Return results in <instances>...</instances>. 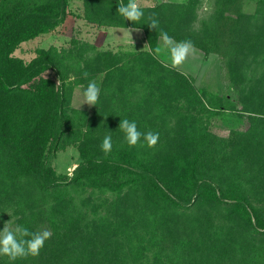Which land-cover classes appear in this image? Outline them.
Here are the masks:
<instances>
[{
	"label": "trees",
	"instance_id": "obj_1",
	"mask_svg": "<svg viewBox=\"0 0 264 264\" xmlns=\"http://www.w3.org/2000/svg\"><path fill=\"white\" fill-rule=\"evenodd\" d=\"M199 1L142 7L144 17L133 24L116 10L88 0L82 15L86 20L143 29L149 49L88 53L93 47L84 51L77 46L56 54L52 48H40L25 61L15 51L59 26L69 0H0V201L11 202L19 226L52 233L38 256L8 264H257L259 244L253 252L247 243L242 248L237 232L264 234V216L243 191L230 185L224 189L216 180L228 174L235 155L237 168L256 167L253 154L264 149L262 12L245 14L242 0H219L218 9L213 7L198 28L192 22ZM153 15L159 21L155 30L147 25ZM161 30L179 42L191 40L206 54L221 52L230 59L234 86L251 119L250 129L235 131L225 145V139L219 145L209 134L197 141L180 193L178 179L161 177L158 165L175 141L167 138L171 125H177L170 119L179 118L173 102L187 97L191 103H205L188 75L154 54ZM50 69L57 79L45 75ZM101 72L104 83L95 109L71 108L64 92L70 74L84 82ZM208 94L209 105L218 107L221 98ZM125 118L135 121L141 132L159 133L157 145L130 148L118 128ZM82 126L89 127V142L79 145L82 161L72 176L58 173L48 164L47 152L67 147ZM106 135L112 137V151L96 153L92 138L102 141ZM90 146L94 153H86ZM160 148V160L152 162L155 156L145 152ZM164 180H169L166 187ZM195 200L203 207L198 204L199 209L188 213ZM214 208L219 211L212 214Z\"/></svg>",
	"mask_w": 264,
	"mask_h": 264
},
{
	"label": "rangeland",
	"instance_id": "obj_2",
	"mask_svg": "<svg viewBox=\"0 0 264 264\" xmlns=\"http://www.w3.org/2000/svg\"><path fill=\"white\" fill-rule=\"evenodd\" d=\"M168 1L185 2L187 0H138L141 7L155 6ZM87 2L88 0H69L65 20L51 32L22 43L15 51V54L22 57L25 61H30L37 55V50L40 48H52L56 54L63 53L64 49L69 50L77 46H81L84 51L89 47H93L94 50H88V53H93V51H110L113 54H120L121 52H135L149 49L145 32L142 29L132 31V42L127 34V30H113L108 28L107 25H99L86 20L82 15L86 9ZM92 2L117 11L118 0H92ZM218 2L219 0H200L196 10L198 16L192 24L201 28L203 22H206L207 20L205 16L209 15V11H211L213 7L216 10L218 9L220 5ZM241 10L245 12V14H256L258 10H261L262 19L260 22L258 21V24L260 27L264 24V0H242ZM128 28L135 29L134 27ZM175 41L179 42L177 40ZM158 46L161 47L162 50L159 53L154 51L156 57L164 63L171 65L169 50L163 46L160 36L157 42V47ZM174 68L188 75L192 80L193 86L198 90L201 99L205 103L204 106L199 102L191 103L187 97L174 99L173 102L177 105V113H179L180 118L178 119L180 121H178V119H170V123L172 122L174 124L175 122L177 125H171L172 128L171 130H168L167 138L175 141L174 144L170 146L172 147L171 151H165L166 155L161 156L162 161L159 162L158 165L159 170L161 171V177L165 176L166 178L167 174H169L178 179L177 183L179 186L177 190H179L180 193L185 190L182 189L184 183L182 175L186 172V166L190 157L198 149L197 141L203 138L204 135L209 134L214 137L211 140L219 145L222 144V141L220 140L225 139L223 144L225 145L227 143L226 139H232L235 131L244 132L250 129L251 119L250 114L243 111L244 106L239 100V87L234 86L233 65L230 59L224 56L221 52L206 54L202 49L194 46L193 54L188 60L184 64ZM45 75L57 79L56 73L52 69L48 70ZM70 75L71 76L66 81L64 87L69 106L71 108L86 110L88 112L93 111L95 106L89 107L86 104L81 105L83 102V91L90 81H95L101 90V85L104 83L105 73L101 72L96 76L93 75L84 82L82 80L85 78L82 79L73 73ZM261 80H264V78ZM262 87L263 84L260 88L262 89ZM203 91H206V93ZM208 93L216 94L221 98L218 102L219 106L214 104L218 107H212L213 105H209L210 94ZM259 103H261L259 105L263 107L262 102L259 101ZM178 124H181V126ZM81 131L82 132L79 134L80 136L75 139L71 138L68 141L67 147L64 149L61 148L57 151L47 152L51 153L48 156V164L54 167L58 173L72 176L73 170L82 161V151L80 150L79 145L81 142H89V139L87 138L89 137V127L82 126ZM91 141V144L95 146L97 150H95L96 153H104L101 150V140L94 141L92 138ZM163 152L162 148H160V150L152 149L145 153H152V155L155 156L152 160V162H154L160 160V154L156 157V153ZM86 153H94L91 146L87 149ZM169 153H172L170 157H168ZM235 156L234 159H236ZM253 156L257 157L254 158L256 167L253 165H250L249 167L248 164H243L241 167L239 165L237 168V166H234V163L237 161L232 159V166L230 165L228 172H226L228 174H225L221 178L217 176L216 181H218L219 186L224 189H226L225 186L230 185L232 190L236 191L240 189L243 191V193H245L250 199V202L253 203L258 211L264 216V149L260 147V150L256 154H253ZM144 160H149L148 156L144 155ZM130 167L134 172L139 170L138 167H134L133 165H130ZM255 168H257V171ZM156 169L158 171V167H156ZM205 170L206 167H204V165L200 166L199 173L202 174ZM168 181L169 180L162 181L164 187H166ZM234 182L235 184H238L237 186L242 187V189L235 186ZM145 190V188H142V193H145ZM191 205L192 208L188 213H190V211H196L197 205L203 207L200 201L198 202L197 200L192 202ZM198 206L197 208L199 209ZM230 208L233 207L230 206ZM166 209H168V214H170L171 217H174V211L171 205L167 204ZM161 210L164 211V209ZM183 210L184 209L182 208V211ZM216 211L217 209L214 208L212 214L217 213L219 210ZM100 214L102 215L104 212H101ZM18 218L19 216L14 214L11 202H4L1 199L0 230L3 229L4 223L9 220L12 227L15 228L19 225ZM231 218L232 216H230V219ZM240 222L242 221L240 220ZM235 231H233V233H235ZM249 231L250 230L246 231L239 229V233L237 232L238 239L242 242V248H244L243 244L247 243L248 250L251 252L257 249L255 244H259L258 250L260 259L256 260L255 263L263 264L264 234L261 231ZM229 233H231V230ZM250 243H252V245ZM8 263L9 259L7 257L0 256V264Z\"/></svg>",
	"mask_w": 264,
	"mask_h": 264
},
{
	"label": "clouds",
	"instance_id": "obj_3",
	"mask_svg": "<svg viewBox=\"0 0 264 264\" xmlns=\"http://www.w3.org/2000/svg\"><path fill=\"white\" fill-rule=\"evenodd\" d=\"M117 13L124 20L130 21L133 24L138 23L144 17V11L138 0H128L127 4H124L122 0H118ZM147 25L150 29L155 30L159 27V21L153 15L148 18ZM136 30L128 29L127 34L131 41V33ZM160 39L163 46L169 50L170 63L173 67L184 64L193 54L194 44L191 40L176 42L163 30L160 31ZM161 50L159 46L155 49L157 53L161 52ZM83 75L87 78L88 73L85 72ZM100 91L96 82L90 81L83 91V102L81 105L96 106L99 101ZM118 128L123 132L124 140L130 148L137 145L143 147L145 144L147 147L153 148L159 141V133L152 131L141 132L135 121H130L126 118L120 120ZM142 139L144 141L143 144L141 143ZM112 147L111 135L104 136L101 150L107 155L112 151ZM51 235L52 233L48 229L33 232L19 225L13 228L9 220L4 223L3 229L0 230V256H5L12 262L28 256H38L45 242L51 238Z\"/></svg>",
	"mask_w": 264,
	"mask_h": 264
},
{
	"label": "crops",
	"instance_id": "obj_4",
	"mask_svg": "<svg viewBox=\"0 0 264 264\" xmlns=\"http://www.w3.org/2000/svg\"><path fill=\"white\" fill-rule=\"evenodd\" d=\"M108 28L113 29V30H125V31L126 30L128 31V29H130L128 27H118V26H108ZM135 29H140V28H135ZM125 31H122V32H125Z\"/></svg>",
	"mask_w": 264,
	"mask_h": 264
}]
</instances>
